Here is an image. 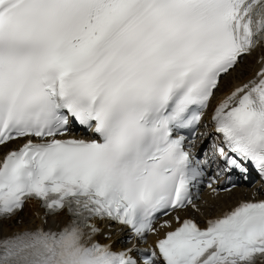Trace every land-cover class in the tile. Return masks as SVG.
<instances>
[{
  "label": "snow or ice",
  "instance_id": "1",
  "mask_svg": "<svg viewBox=\"0 0 264 264\" xmlns=\"http://www.w3.org/2000/svg\"><path fill=\"white\" fill-rule=\"evenodd\" d=\"M260 43L264 0H0V146L23 141L0 161V219L30 198L71 217L60 231L0 239V264L264 259V200L204 229L186 219L146 249L115 251L95 240L93 223H119L144 241L159 215L195 207L210 160L186 142L223 76ZM210 120L220 171L247 178L250 163L264 179V67Z\"/></svg>",
  "mask_w": 264,
  "mask_h": 264
},
{
  "label": "bare ground",
  "instance_id": "2",
  "mask_svg": "<svg viewBox=\"0 0 264 264\" xmlns=\"http://www.w3.org/2000/svg\"><path fill=\"white\" fill-rule=\"evenodd\" d=\"M244 57H246V60L250 59L248 62L251 63H248L247 61L243 63H239L233 70L230 71L229 74L224 75L223 78L225 79L224 82L226 84L224 88H221V85L223 84L222 83L223 78H222L220 82L219 90L216 91V93L218 92L222 93L223 91L227 90L231 85L240 83L243 80H249V81L252 80L256 76L255 74L256 71L264 67V56L259 60H257L256 50L252 51V53L248 55H245ZM203 119L208 122V119L205 115L203 116ZM201 124L202 122L199 125V127L201 128V133H204L206 135L208 129L203 128ZM209 127L212 128V125ZM6 147L7 146H0V152H2ZM258 186L260 187L261 190L263 189V187H261L260 184H258ZM262 192H264V190H262ZM242 195H243L242 192H240L239 190L235 188L230 189V191L224 193L222 196H218L215 199H212L211 200L212 205L209 209L212 213L217 212L223 206H229L232 203H234L237 200V198ZM23 211L24 214L26 212L27 216L25 217V215L23 216V214L19 212L17 216H22L21 217L22 221L19 224L15 223L12 217L8 219L0 220V235L10 233L11 229L13 228H18V229L23 228L24 226H26L25 221H27V224L34 225V223H36L39 220V218H36L32 213V208H28L27 206H24L21 212ZM62 218H63L62 212H58L51 215L45 214V219L51 225L56 224Z\"/></svg>",
  "mask_w": 264,
  "mask_h": 264
},
{
  "label": "rangeland",
  "instance_id": "3",
  "mask_svg": "<svg viewBox=\"0 0 264 264\" xmlns=\"http://www.w3.org/2000/svg\"><path fill=\"white\" fill-rule=\"evenodd\" d=\"M249 60H250V59H249ZM249 60H246V57H243L242 60L240 61V63H243V62H245V61L248 62ZM248 63H251V62H248ZM224 80H225V79L223 78V80H222V83H223V84L221 85V88H224V86H225V84H226V83L224 82ZM205 125H207V124H205ZM203 128H204V127H203ZM207 131H208V130H207ZM22 214H23V216L25 215V217L27 216L26 212H25V214H24V211L22 212ZM15 221L18 222V219H16Z\"/></svg>",
  "mask_w": 264,
  "mask_h": 264
}]
</instances>
